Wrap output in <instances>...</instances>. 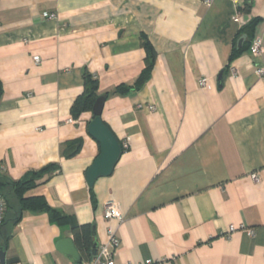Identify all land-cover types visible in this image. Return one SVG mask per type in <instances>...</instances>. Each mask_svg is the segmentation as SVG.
<instances>
[{
    "label": "crops",
    "instance_id": "1",
    "mask_svg": "<svg viewBox=\"0 0 264 264\" xmlns=\"http://www.w3.org/2000/svg\"><path fill=\"white\" fill-rule=\"evenodd\" d=\"M248 1L250 14L231 0H0L5 264L94 259L70 225L20 211L11 184L49 166L25 197H44L90 225L93 245L115 230L116 264H264V80L257 74L264 0ZM254 19L259 58L253 38L241 35ZM143 37L157 55L139 83L148 59ZM235 46L242 53L231 61ZM86 76L98 80L102 120L122 145L113 174L93 188L86 173L101 150L88 133L93 114H73ZM111 203L122 221L105 217ZM63 239L80 261L58 250Z\"/></svg>",
    "mask_w": 264,
    "mask_h": 264
},
{
    "label": "trees",
    "instance_id": "2",
    "mask_svg": "<svg viewBox=\"0 0 264 264\" xmlns=\"http://www.w3.org/2000/svg\"><path fill=\"white\" fill-rule=\"evenodd\" d=\"M239 12L243 14H250L251 12V3L250 1H245L243 6H239ZM258 19H254L249 23L245 29H243V32L241 35L251 36L253 39H255V31L259 24ZM142 44L143 48L147 52L148 59H147V68L143 72L140 82L143 83L146 81V79L149 77L150 72L152 70L153 62L156 58V51L151 45V43L147 40L146 37L142 38ZM242 53L241 50H238L236 46L233 49V54L231 56V61L236 59L240 56ZM99 92V82L96 79H93V77L86 76L85 77V93L83 97H81L73 106V114L75 116L81 115L85 111H92L93 106L97 99L99 98L98 95ZM124 88H118L116 90V93H124ZM3 94V87L0 82V100L2 98ZM53 167H47L43 169L40 172L31 173L28 176H26L22 181L18 183L11 184L13 187L14 194L18 198L20 202V211H33V212H47L50 214L51 219L56 222L59 225H70L71 229L74 234V240L79 249L87 254L89 259H91L93 256L95 257L96 254H93L94 251V245H93V232L92 227L90 225L80 226L78 225L75 217L65 215L61 212H58L54 209H52L49 204L47 203L46 199L44 197H33V198H26L25 194L35 188L37 185V181L41 180L46 174L51 172ZM4 185L0 183V190L2 191V188ZM3 196L6 200L7 209L9 207V200L5 193L2 191ZM5 220V217H4ZM4 223V221H3ZM3 225V224H2ZM2 228V226H1ZM0 228V231H1ZM93 259V258H92ZM79 264H81L79 262Z\"/></svg>",
    "mask_w": 264,
    "mask_h": 264
},
{
    "label": "water",
    "instance_id": "3",
    "mask_svg": "<svg viewBox=\"0 0 264 264\" xmlns=\"http://www.w3.org/2000/svg\"><path fill=\"white\" fill-rule=\"evenodd\" d=\"M246 37H242L239 40V47L242 46ZM224 72H222L218 77L219 88L223 84ZM106 102V97L101 96L95 102L92 114L93 119L88 127L89 135L95 139L100 145V154L93 162L92 166L87 170L86 179L90 188H93L97 180L100 178H106L113 174L115 167L117 166L121 155H122V145L111 131V129L103 122L102 113L104 105ZM58 250L65 254L71 256L75 261H80V254L77 250L75 244L70 239H63L57 245ZM98 244H94L93 254L98 252ZM0 264H5V250L0 248Z\"/></svg>",
    "mask_w": 264,
    "mask_h": 264
},
{
    "label": "built area",
    "instance_id": "4",
    "mask_svg": "<svg viewBox=\"0 0 264 264\" xmlns=\"http://www.w3.org/2000/svg\"><path fill=\"white\" fill-rule=\"evenodd\" d=\"M213 0H205L207 4H211ZM235 5L240 6L242 0H231ZM55 16L52 14H45V18L53 19ZM235 22H239V14H237L234 18ZM263 53V42L259 38H255L252 42L251 45V54L255 58H259L262 56ZM35 62L39 63L40 58L35 57ZM258 76L264 80V67H259L257 70ZM199 86L202 89H208L210 87L209 81L206 78H201L199 80ZM254 181L258 182L259 177L257 175H253ZM7 205H6V200L3 196L2 191L0 190V228L3 224L5 213H6ZM105 217L109 220H117V221H122L123 220V214L119 208V206L116 203H111L106 206L105 208ZM234 228H231L230 231H234ZM120 245V239L117 235V232L113 229L109 230L108 233V241L101 245L98 248V252L94 259L89 261L87 264H116L114 260V252ZM147 264H152L151 261H148Z\"/></svg>",
    "mask_w": 264,
    "mask_h": 264
}]
</instances>
